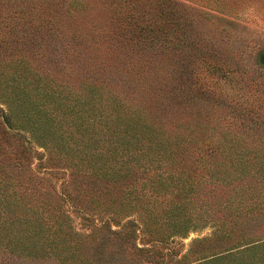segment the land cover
I'll return each instance as SVG.
<instances>
[{"label":"trees","instance_id":"trees-1","mask_svg":"<svg viewBox=\"0 0 264 264\" xmlns=\"http://www.w3.org/2000/svg\"><path fill=\"white\" fill-rule=\"evenodd\" d=\"M0 264H264V0H0Z\"/></svg>","mask_w":264,"mask_h":264},{"label":"rangeland","instance_id":"rangeland-1","mask_svg":"<svg viewBox=\"0 0 264 264\" xmlns=\"http://www.w3.org/2000/svg\"><path fill=\"white\" fill-rule=\"evenodd\" d=\"M191 6L194 9V10L190 9L188 11L189 15H191V20H192L191 22L192 23L195 22L196 24H198V26L200 24L201 29L200 28L199 29H200V31L202 30V33L204 34V36L206 38H210V39L218 41L219 38H221L219 35H217L219 30L221 29V26L222 25L226 26L225 21H223L222 18H221L222 13H220V12L218 13V11H213L211 9H207V8H205L203 6H198L196 4L191 5ZM192 11H193V13H192ZM203 14L205 16H203ZM201 16L207 17V21L204 20V19H201ZM228 18H230V17H227V19ZM230 19L233 20L232 18H230ZM249 20H250V18L246 19L247 23L243 24V25H245L249 29H257V27L254 26L253 24H258L259 25L260 21H258L256 19V20L251 22ZM237 23L240 24L239 21ZM236 29H237L236 33H239L238 31H240V33H242V34H247L248 31H249V30H245L244 32H241V28H238V27ZM226 31L227 30H225V32ZM222 36H225V34L222 35ZM239 36H240V34H239ZM213 37H216V38H213ZM219 41L222 42L221 39ZM234 113H235L234 121H235V124L237 126V131H238L239 130L238 126H239L240 120H241L240 116H239L238 107L234 109ZM252 139H253L252 135L251 136H250V134L247 135L246 141H247V143L249 145L253 144L252 143ZM239 193H240V187L238 185V180H235V198H236V200L239 198ZM209 233H210V229L208 227L200 229V230H197V231H193V232H190L184 239H182V242H183L184 246L186 247L189 244V242L191 241V239L199 238V237H202V236H206Z\"/></svg>","mask_w":264,"mask_h":264}]
</instances>
